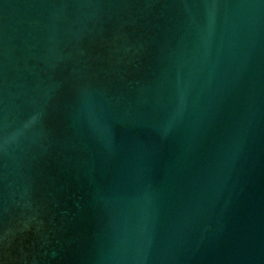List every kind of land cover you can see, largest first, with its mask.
<instances>
[{
	"label": "water",
	"instance_id": "water-1",
	"mask_svg": "<svg viewBox=\"0 0 264 264\" xmlns=\"http://www.w3.org/2000/svg\"><path fill=\"white\" fill-rule=\"evenodd\" d=\"M0 264H264V0H0Z\"/></svg>",
	"mask_w": 264,
	"mask_h": 264
}]
</instances>
